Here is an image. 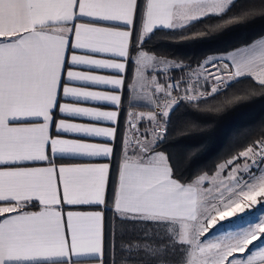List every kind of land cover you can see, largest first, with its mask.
I'll list each match as a JSON object with an SVG mask.
<instances>
[{"label": "snow or ice", "instance_id": "1", "mask_svg": "<svg viewBox=\"0 0 264 264\" xmlns=\"http://www.w3.org/2000/svg\"><path fill=\"white\" fill-rule=\"evenodd\" d=\"M200 27L259 30L195 63L155 42ZM258 96L264 0H0V264H264V119L208 170L166 148L181 108Z\"/></svg>", "mask_w": 264, "mask_h": 264}, {"label": "trees", "instance_id": "2", "mask_svg": "<svg viewBox=\"0 0 264 264\" xmlns=\"http://www.w3.org/2000/svg\"><path fill=\"white\" fill-rule=\"evenodd\" d=\"M204 31L202 37L184 39L178 35L158 33L155 42L162 52L170 57L195 63L212 54L233 50L245 40L255 38L258 28H228L217 32H207L202 27L195 31ZM249 81H244L229 89L230 96L237 89L243 88ZM242 95V93H237ZM224 97H221L223 100ZM264 119V97L239 100L227 105L222 111H199L192 114V109L181 108L177 113V123L173 126L167 141V151L174 153L187 167L192 160L198 161L196 167L208 170L221 161L227 154L229 137L238 129L252 121ZM252 131V129H248ZM242 133L240 139H243ZM194 170V169H193Z\"/></svg>", "mask_w": 264, "mask_h": 264}, {"label": "rangeland", "instance_id": "3", "mask_svg": "<svg viewBox=\"0 0 264 264\" xmlns=\"http://www.w3.org/2000/svg\"><path fill=\"white\" fill-rule=\"evenodd\" d=\"M241 207H244L246 212H252V209L249 208V206L246 203H242ZM258 214H259V211L257 210L253 215H249V216L245 217L244 220L240 221V223H245L247 221L254 220L256 215H258ZM235 215L240 216L242 214L239 211H237ZM229 219H233V218L230 217ZM233 227L235 228L236 225L234 224ZM216 231H219V229H217Z\"/></svg>", "mask_w": 264, "mask_h": 264}]
</instances>
